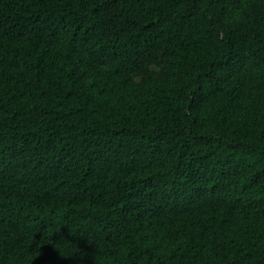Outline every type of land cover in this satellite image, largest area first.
<instances>
[{"label": "trees", "instance_id": "16d2710c", "mask_svg": "<svg viewBox=\"0 0 264 264\" xmlns=\"http://www.w3.org/2000/svg\"><path fill=\"white\" fill-rule=\"evenodd\" d=\"M0 264H264V0H0Z\"/></svg>", "mask_w": 264, "mask_h": 264}]
</instances>
